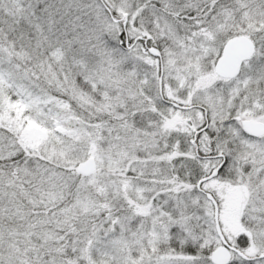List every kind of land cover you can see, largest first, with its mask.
I'll list each match as a JSON object with an SVG mask.
<instances>
[{
	"label": "snow or ice",
	"instance_id": "1",
	"mask_svg": "<svg viewBox=\"0 0 264 264\" xmlns=\"http://www.w3.org/2000/svg\"><path fill=\"white\" fill-rule=\"evenodd\" d=\"M0 264H264V0H0Z\"/></svg>",
	"mask_w": 264,
	"mask_h": 264
}]
</instances>
